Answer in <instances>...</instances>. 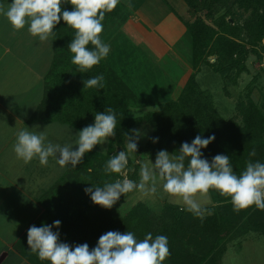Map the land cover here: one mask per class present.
<instances>
[{
  "label": "trees",
  "instance_id": "obj_1",
  "mask_svg": "<svg viewBox=\"0 0 264 264\" xmlns=\"http://www.w3.org/2000/svg\"><path fill=\"white\" fill-rule=\"evenodd\" d=\"M184 1L189 7V19L173 11L191 35L189 59L194 71L178 99L165 101L158 110L149 111L144 116L133 117L128 114L132 106L138 105V98L129 84L112 69L111 63L104 58L91 70L78 72L77 66L71 63L72 53L67 47L74 38V30L62 19L53 30V63L45 78L44 99L32 120L67 123L80 131L93 124L95 114L105 112L106 108H112L117 116L116 135L109 138L108 150L102 152L93 149L85 154L81 164L75 168L69 165L43 195V199L51 196L43 202L45 213L35 226L52 225V219L60 218L61 226L55 230L60 232L62 242L71 246L87 243L92 249L99 237L108 231H131L138 240L151 232L153 238L157 235L167 237L170 251L168 264H221L232 238L250 230L264 232V210L251 206L239 212L234 211L230 198L221 196L215 190L211 191L217 205L203 219L173 203H168L161 213H157L139 202L123 214L119 204L125 195L112 208L105 209L95 205L84 191L88 187H102L105 181L121 179L120 174H105V164L118 152V148L123 147L125 134L131 135L130 130L144 122L152 126L153 133L146 144H138V155L155 158L160 150L171 153L178 151L183 142L190 144L197 135L203 138L214 135L215 140L207 148L201 149L203 158L211 161L217 154L227 155L237 175L245 170L247 162H255L253 157L259 152V144L252 139L264 128V106H259L250 96L247 100L240 97L236 105L237 117L225 121L215 109L212 94L201 89L196 77L200 68L207 63L222 73L233 70L241 73L246 69L244 62L249 54L248 46H255L264 39V0ZM62 8L72 10L68 3H64ZM240 8L252 9V12L245 17L239 11ZM124 10L125 5L120 0L112 12L105 14L103 32L120 14L124 15L118 19L119 27L122 25L128 17ZM200 12H204V16ZM88 47L91 49L93 46L89 44ZM211 55H216V64L209 61ZM101 74L104 76L103 89L84 88V80ZM155 137L159 139L153 143ZM245 150L247 153L242 155ZM253 150L255 156L250 155ZM87 217V231L80 234L79 230L83 228L81 221ZM256 219H262L263 222H256ZM26 241L27 235L17 247L31 261L35 264H50L32 253Z\"/></svg>",
  "mask_w": 264,
  "mask_h": 264
},
{
  "label": "clouds",
  "instance_id": "obj_2",
  "mask_svg": "<svg viewBox=\"0 0 264 264\" xmlns=\"http://www.w3.org/2000/svg\"><path fill=\"white\" fill-rule=\"evenodd\" d=\"M120 0H11L5 7L0 4V15L10 23L14 31L26 25L33 37L40 42L48 41L53 30L64 23L74 30V38L68 44L72 53L71 63L80 73L91 70L106 58L110 45L101 39L105 14L112 12ZM64 3L71 4L72 10L63 9ZM131 8L132 4L129 3ZM93 47L90 49L88 46ZM84 88H104V76L98 75L83 81ZM117 116L112 108L96 113L94 123L85 126L77 133L72 144H55L48 140L47 132H34L20 129L16 133L13 146L18 159L25 164L37 158L41 166H47L49 158L56 159L61 167L75 168L83 162L85 154L92 152L97 145L107 143L116 135ZM38 128V127H36ZM125 134V148L111 156L104 167L105 174H120L123 179L105 181L103 186L85 188L95 205L110 209L121 198L132 191L145 195L155 194L157 184L169 196L182 202L184 208L194 216L203 219L209 210L197 199L206 197L210 190L231 200L234 211L251 206L264 210V163L247 162L245 170L239 175L234 173L230 157L217 154L209 161L203 158L201 149L207 148L215 136L203 138L197 135L192 142H183L178 151L170 154L160 150L155 162L142 163L139 182L128 179L125 169L129 154L136 153L142 133L137 129ZM153 138V143L158 142ZM75 146V148H74ZM255 156V150L250 153ZM187 161V164H186ZM92 171L91 168L88 169ZM61 221L40 227L32 225L27 231V245L41 261L50 264H163L170 255L168 239L165 235L153 238L151 232L138 240L131 231L120 233L108 231L102 234L96 246L89 248L87 243L71 246L60 240Z\"/></svg>",
  "mask_w": 264,
  "mask_h": 264
},
{
  "label": "crops",
  "instance_id": "obj_3",
  "mask_svg": "<svg viewBox=\"0 0 264 264\" xmlns=\"http://www.w3.org/2000/svg\"><path fill=\"white\" fill-rule=\"evenodd\" d=\"M133 1L136 2L134 3L137 9L134 13L125 9L124 14L128 17L120 26L125 29L130 24L132 31L128 28L121 30L118 19L111 24L113 28L108 29L112 33L111 36H116L112 37L111 42L119 52L116 54L119 57L117 61L126 59L125 64L133 63L134 66L119 71L109 60V55L105 58L124 81L141 95L144 93L143 97H146L143 101L139 96L138 105L130 109L152 106L156 101L163 103L175 99L184 86L181 82L186 78L190 65V57L188 58L190 49L186 40L184 41L187 30L182 20L172 13L173 9L167 6L165 10H161V7H164V0H131L130 3ZM10 3L11 0H0V4L5 7ZM121 16L124 15L120 14L119 18H123ZM105 32L104 30L101 34L103 42ZM134 32L139 33L142 39H135ZM121 38L136 43V45L131 43V48L138 51L141 57L144 55L153 62L150 68H147L148 72L151 71L149 79L158 82L152 88L153 97H149V93L136 87L138 79L135 75L138 74L139 68L135 69L137 64L133 59L136 55L124 54L125 58L122 57L118 42ZM126 55L131 56L130 60L127 61L129 57L126 58ZM53 58V35L48 41L40 42L38 37H33L28 32L27 25L20 31H14L7 19L0 15V256L7 254L1 264H35L19 251L18 243L24 240L29 227L36 225L45 213L44 204L41 202L45 188L53 185L69 167L59 166L53 157L49 158L47 166H41L37 158L25 164L13 151L16 133L20 129L46 131L51 142L53 141L50 138L51 132L47 130L51 125H65L69 133L71 129L73 133L77 131L67 123L32 120L44 99L45 78L50 71ZM164 90L167 97L163 93ZM163 98L165 99L162 100ZM76 135L73 139L68 138L65 144L74 143ZM63 143V140H59L56 144ZM37 178H41L42 181L38 182ZM45 178L47 182L43 180ZM261 236H264V233H261Z\"/></svg>",
  "mask_w": 264,
  "mask_h": 264
},
{
  "label": "rangeland",
  "instance_id": "obj_4",
  "mask_svg": "<svg viewBox=\"0 0 264 264\" xmlns=\"http://www.w3.org/2000/svg\"><path fill=\"white\" fill-rule=\"evenodd\" d=\"M131 0H122L123 4L125 5V9L127 11H133L135 12L136 6H135V1H133L131 4L134 6L129 8L128 4L130 3ZM137 1V0H136ZM135 2V3H134ZM163 2V1H162ZM168 4V5H166ZM163 4L164 7H161V10H165L167 6L169 8L174 9L178 14H180L182 17L185 19H189L190 13H189V7L186 4L184 0H169L168 2L164 0ZM239 7L237 8V10ZM138 11V10H137ZM240 12L244 13V16L247 17L250 15L252 12V9L250 10H244L243 8L239 10ZM163 12V11H162ZM142 13V12H141ZM174 15V11H172ZM202 16H204V12H200ZM140 16V15H139ZM178 17V16H177ZM180 19V17H178ZM119 19V18H117ZM208 21V20H207ZM229 21L233 22L232 18H229ZM183 22V21H182ZM209 22V21H208ZM112 25H109L110 28ZM108 27V28H109ZM132 25L128 24L126 28L120 27L121 30H126L127 28L130 30ZM186 27V26H185ZM107 28V29H108ZM112 30V29H111ZM187 30V29H186ZM106 32L103 35L104 38V43L106 42L108 45H110V52H109V60L112 61L115 67L120 71V69H125V68H132L134 66L133 63L130 64H125V60L123 61H117V58H119L116 54H119L118 50L114 48V43L112 45V33L110 32V29L105 30ZM187 35L186 38H184V41L188 43L189 49L190 43H191V35L186 31ZM133 33V32H130ZM135 35L133 36L135 39H142L139 36V33L134 32ZM120 37V36H117ZM121 38V41H118L120 44V52L123 54L122 57L125 58L124 54H135L136 56L134 57V62L137 64L135 69L138 68V74L136 73L135 76H137V88H139L140 91H145L146 93H149V97H153L152 95V88L158 83L154 79H149L150 78V73L151 71L148 72L147 68H150V65L153 64V62L145 58L143 55L141 57L140 53L136 51L135 49H132L130 45H136V43H132L129 40ZM133 39V38H132ZM134 40V39H133ZM152 42H154V39H152ZM53 43H54V36H53ZM132 43V44H131ZM152 44V43H151ZM131 48V49H130ZM249 54L247 55L245 59V66L246 69L243 70L241 73H238V71L233 70L232 72L229 73H222L219 71H216L215 66L212 64H204L201 68L200 71L197 73V81L199 83V86L203 90H207L210 92L213 96L214 100V106L217 111V113L225 120L229 121L238 115V110H237V102L240 97H243L247 100L248 96H250L259 106H264V39L258 43L257 45H249ZM188 49V51H189ZM114 55V56H111ZM189 56H191V49L190 53H188ZM129 57V58H128ZM114 58V59H113ZM127 61L130 60L131 56L126 55ZM181 59V58H180ZM209 61L211 63L217 62V57L216 55H211L209 56ZM131 62V61H130ZM179 68H175L177 70ZM194 68L193 66L189 65V72L182 80L181 85L183 88L185 87L190 75L193 73ZM142 72V73H141ZM148 72V73H146ZM136 80V79H135ZM130 86V85H129ZM131 87V86H130ZM161 87V85H160ZM165 88V86L163 85ZM132 88V87H131ZM163 88V89H164ZM182 88V89H183ZM133 89V88H132ZM182 89L178 94L176 95L175 99H178L180 96ZM134 90V89H133ZM134 92L137 95L138 100L140 99L139 96H141V99L144 101L145 96L143 97L144 93L141 95V93L137 90H134ZM165 94V97H167L166 90L163 91ZM163 98L162 100H164ZM173 99V100H175ZM137 100V103L139 101ZM160 102L156 101V103L152 106H140L139 108H132L128 110V114L133 117H139V116H144L147 112L149 111H155L158 110L160 106ZM264 109V107H263ZM241 120L240 118H238ZM53 124H59V123H53ZM242 125V124H240ZM132 129H137L142 133L141 138L139 139L138 144L139 145H144L146 142L149 140L151 137V134L153 133V128L150 124L144 122L142 124H139L138 126L132 128ZM131 129V130H132ZM47 130L51 132L50 138L53 140V143H57L59 140H63L65 144L66 140L73 139V136L76 135L79 131H75L76 133H73L74 131L71 129L70 133L68 131V127L65 125H51L50 127H47ZM132 134V133H131ZM49 138V139H50ZM254 143L258 142L259 144V152L254 158L255 162H261L264 163V128L259 135H257L256 138L252 139ZM126 142L122 145L123 147L118 148V151H121L125 148ZM94 149L101 150L102 152H106L108 150V141L107 143L103 145H97ZM172 154L171 152H169ZM247 153V150L242 153ZM241 155V156H242ZM240 156V155H239ZM156 158V157H155ZM155 158H150L146 155L138 153H131L129 154V160L128 165L125 169V175L127 176L128 179H131L135 182H139V171L142 163L150 162L152 161L153 163L155 162ZM242 159V157H240ZM248 160V157L246 158ZM239 165V164H238ZM242 168L241 166H238ZM246 167V165L244 166ZM65 173V172H64ZM63 173V174H64ZM48 174V173H47ZM62 174V175H63ZM61 175V176H62ZM124 176L121 175V179H123ZM45 182H47V178L43 179ZM37 181L40 182L42 181L41 178H37ZM162 183V182H161ZM161 183L157 184V191L155 194H148L145 195L139 191H132L130 193H127L125 197L120 201L119 208L121 213L125 214L127 211H129L133 206L138 204L139 202L145 203L148 205L152 210L156 211L157 213H161L164 207L168 203H173L179 205L181 208H184L182 202H180L177 198L169 196L167 193H165L162 190ZM53 185H49L48 187L45 188V192L49 190ZM43 192H41L42 196ZM51 195L45 196V199H43V196L41 198V202H46L49 200ZM197 199L211 212L216 205L217 202L213 199L212 197V191L210 190L209 193L207 194L206 197H197ZM205 215H208L207 213ZM59 220L61 221L60 218H55L52 219V221ZM256 222H263L262 219H256ZM69 221H66L68 223ZM83 222V228L79 230L80 234H84L87 231L88 227V217L84 220ZM81 222L79 225H81ZM63 228V226H62ZM53 231H56L55 228ZM264 231V230H262ZM248 233H250L248 235ZM261 233L264 232H254L250 230L249 232L242 234V235H237L234 238H232L228 244H227V251L224 253V256L222 258L221 264H264V236H261ZM27 244V241H26ZM27 246H25L26 248ZM18 248V247H17ZM19 249V248H18ZM27 249V248H26ZM20 252H22L19 249ZM33 253V252H32ZM24 256V252H22ZM29 259V257H27ZM30 260V259H29ZM31 261V260H30ZM33 262V261H31ZM34 263V262H33ZM163 264H168L167 258L163 262Z\"/></svg>",
  "mask_w": 264,
  "mask_h": 264
},
{
  "label": "water",
  "instance_id": "obj_5",
  "mask_svg": "<svg viewBox=\"0 0 264 264\" xmlns=\"http://www.w3.org/2000/svg\"><path fill=\"white\" fill-rule=\"evenodd\" d=\"M7 254H3L0 256V264L3 262V260L6 258Z\"/></svg>",
  "mask_w": 264,
  "mask_h": 264
}]
</instances>
